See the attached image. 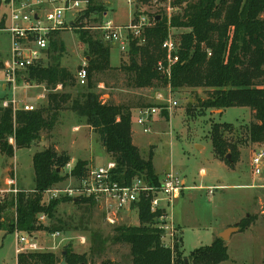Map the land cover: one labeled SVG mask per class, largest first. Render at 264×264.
I'll return each instance as SVG.
<instances>
[{"label":"trees","instance_id":"obj_1","mask_svg":"<svg viewBox=\"0 0 264 264\" xmlns=\"http://www.w3.org/2000/svg\"><path fill=\"white\" fill-rule=\"evenodd\" d=\"M149 0H134L146 4ZM171 7L179 10L170 17L153 14L150 22L138 37H131L128 60L114 68L110 65V48L98 36L88 34L86 38L88 65L86 90L71 95L56 90L57 85L65 88L75 82L64 67L56 63L54 54L63 51V45L50 38L48 57L50 64L37 65L27 70V78L43 84L49 91L46 104L34 110H13L0 103V155L11 158L14 151L29 147L43 132H50L57 124L59 113L70 110L99 135L106 153L113 158L116 173L121 179L143 176L150 184L158 183V176L152 167V154L143 159L131 142V120L134 107L145 106L143 97L125 103L114 104L102 101L95 92V76L110 71H121L128 88H168L170 92L189 90L196 95L202 89L205 97L197 99L204 109L247 107L253 121L248 136L253 143H264V0H170ZM103 4L91 0V5L79 19L94 14H103ZM139 14L134 15L136 18ZM184 29L178 37L179 61L171 67L170 76H162L155 67L164 61L165 51L161 44L170 29ZM209 52V54H208ZM98 81V80H97ZM163 115L168 116L166 111ZM230 128L227 123H214L209 130L211 144L218 159L229 164L238 158L236 143L227 140L222 132ZM13 140V143L10 140ZM71 158L66 151L54 147L35 152L32 156L34 187L19 190L16 194L0 193V230L5 233L35 231L50 234L60 231L58 226L46 225L38 220L42 214L57 223L55 216L60 202L72 199H54L46 203L42 192L62 180V172ZM227 160V159H226ZM84 160H77L72 174L79 177L87 166ZM74 203L94 206L93 201L82 199ZM160 213H152L149 201L142 197L138 203L137 225L113 227L110 236L92 231L89 255L78 254L70 245L59 254L49 251L24 252L17 255V264H59L65 258L66 264H114L109 259L99 263L92 261L102 255L107 244L128 246V264H220L228 260L226 242L216 237L210 245L199 247L185 255L181 245L173 249L162 243L161 232L148 225ZM263 218V217H262ZM259 219L257 214H247L237 226L240 231L253 226Z\"/></svg>","mask_w":264,"mask_h":264},{"label":"rangeland","instance_id":"obj_2","mask_svg":"<svg viewBox=\"0 0 264 264\" xmlns=\"http://www.w3.org/2000/svg\"><path fill=\"white\" fill-rule=\"evenodd\" d=\"M95 1L104 5L105 13L78 19V22L74 23L76 28L63 30L55 38L63 45V51L54 54L56 63L66 68L75 82L65 88L59 85L56 90L71 95L86 90L85 86L82 87L76 82L74 75L82 62L88 65L87 35L99 36L98 31L91 29L92 27L102 21H111L113 25H127L136 14H144L150 19L153 14H166L169 17L179 12L174 8L167 11V0H160L159 4L162 5L149 1L146 4L135 2L129 4L126 0ZM4 13V10L0 12V26ZM184 31L172 28L169 34L178 39ZM105 44L110 48L112 67L116 68L122 62H127L128 51L121 52L116 46ZM10 49L9 34L0 30V103L12 96L11 87L5 84L4 78V64L10 56ZM51 62L50 58L45 60L47 64ZM94 78L96 84L93 90L100 95L102 101L120 104L127 102L129 96L142 94L145 106H160L170 99L177 102V105L168 112V117L161 112L153 117L154 121L148 124L150 128L148 133H143L135 120L133 124L131 120V142L137 147L143 159H148L149 154H152L154 174L162 177L165 173L172 172L181 180L183 177L187 178L190 190L185 191L175 202L168 217V223L175 225L174 244L181 245L182 238L183 253L188 255L196 248L210 245L227 223L233 226L247 214H257L259 219L253 226L231 235L226 242L229 258L220 264H264V187H257L264 186V170L261 174L254 175L251 163L253 152L260 148L264 149V143H253L249 140L248 129L254 120L251 110L247 107H228L223 111L204 109L198 106L197 100L205 97L202 89L196 90L195 96L189 90L171 93L166 88L130 89L125 85L122 72L117 70L99 74ZM48 92L43 84L29 80L27 71L17 74L15 98L18 106L23 103L32 104L35 108L44 106ZM214 123L229 124L230 128L222 129V132L227 140L237 145L239 155L234 163L229 164L227 158L221 160L215 156L209 137V130ZM41 136L43 139L29 147L16 149L11 158L0 155L1 193H8L10 185L7 179L13 176L14 171L17 179L15 187L19 190L32 189L34 187L32 156L47 147L67 149L74 160V163L66 166L62 172L59 184L63 186L73 182L72 169L77 160H84L88 165L96 167L106 166L107 162L113 161L102 146L99 135L86 123L85 118L70 110H62L58 124L50 132H43ZM230 157L229 154V160ZM201 169L205 171V175H201ZM200 185L215 186L209 194L207 189H198ZM55 216L62 223L46 217L44 224L61 228L56 237L45 231L31 233V236L39 234L38 243L42 248L38 251L57 248L59 254L70 245L74 252L86 254L88 260L92 231H98L107 237L111 235L115 226L139 223L138 212L118 213L116 221L110 223L104 208L96 204L86 206L74 203L73 200L60 202ZM152 224L153 220L148 223L151 227ZM82 237H86L88 242L80 244L79 240ZM128 251L126 245L109 243L104 253L94 256L92 261L99 263L109 259L114 264H128Z\"/></svg>","mask_w":264,"mask_h":264},{"label":"built area","instance_id":"obj_3","mask_svg":"<svg viewBox=\"0 0 264 264\" xmlns=\"http://www.w3.org/2000/svg\"><path fill=\"white\" fill-rule=\"evenodd\" d=\"M126 1L134 4V0ZM159 1L149 0L152 4H159ZM90 5L91 0H0V12L5 11L2 15L3 23L0 30L9 34L11 45L10 56L4 64V78L5 84L10 85L12 92L11 98L4 101L2 106L11 105L13 110L35 109L32 104L27 103L18 106L15 98L17 74L37 65H46L45 60L49 59L50 38L63 30L76 28L74 23L78 22L79 17ZM166 8L167 11L173 9L170 0H167ZM68 15H70L69 18ZM149 22V18L139 14L136 18L133 16L127 25H113L111 21H102L91 29L98 31V37L102 42L116 46L121 52H125L128 51L131 37H138ZM161 47L165 51L166 58L164 61H158L155 69L162 76L169 77L171 67L179 61L178 42L168 32ZM86 67V62H82L75 72L74 77L80 85L87 83ZM58 87L59 85L56 88ZM166 89L170 92L168 88ZM176 105L177 102L170 99L160 106L140 108L134 120L143 133H148L150 131L148 124L152 122L153 117L162 111L169 114L170 109ZM251 163L253 174H261L264 170V149L260 148L253 152ZM115 168L114 161L107 162L106 166L88 165L79 177L73 175L72 183L63 186L58 182L42 192V196H45L43 199L46 203L63 198L73 201L82 199L93 201L96 206L104 208L108 222L114 223L118 213L138 212L140 199L147 198L150 211L160 213L153 218L152 227L161 232L164 246L173 249L175 225L168 223V217L176 200L185 189L181 178L177 174L167 172L162 177L158 176V183L153 185L143 176L121 179ZM7 183L10 185L7 191L16 194L18 189L15 187L13 176L7 179ZM213 188H207L209 194ZM45 218L46 215L42 214L38 220L44 223ZM15 234L16 254L35 252L42 248L33 236L17 230ZM58 234L59 232L56 231L51 235L56 237ZM86 242H88L86 237L79 240L80 244Z\"/></svg>","mask_w":264,"mask_h":264},{"label":"crops","instance_id":"obj_4","mask_svg":"<svg viewBox=\"0 0 264 264\" xmlns=\"http://www.w3.org/2000/svg\"><path fill=\"white\" fill-rule=\"evenodd\" d=\"M105 13V12H104ZM76 72V71H75ZM130 89H133V88H130ZM140 89H143V88H140ZM146 89V88H145ZM143 97V95L142 94H139V95H132V96H129L128 97V99L126 100V101H134V100H137V98L138 97ZM143 107H146V106H141V107H134V108H132L131 109V111H132V114H133V117H132V124H133V120H134V116H135V114H136V112H137V110L138 109H140V108H143ZM222 111V110H221ZM222 113V112H221ZM60 114H61V112L59 113V116H58V120H59V118H60ZM165 116V115H164ZM166 117V116H165ZM168 117V116H167ZM58 120H57V124H58ZM152 121H154V119L152 120ZM56 124V125H57ZM55 125V126H56ZM42 139H43V137H42ZM10 142L11 143H13V140H10ZM55 150L56 151H58V152H60V151H66L67 153H68V155L70 156V158H71V155H70V153H69V151H67V149H60V150H58V148H57V146L55 147ZM16 152V150L14 151V153ZM72 163H74V160L71 158V160H70V162H69V165L70 164H72ZM88 166V165H87ZM200 173H201V175H205V171L204 170H200ZM160 177V176H159ZM13 178H14V180H15V183H16V181H17V179H16V177H15V171H14V173H13ZM182 182L184 183V185H185V189L181 192V195H180V197L181 196H183L184 195V192L185 191H187V190H190V188H189V185H188V181H187V178L186 177H183L182 178ZM215 185H208V186H203V185H200L199 187H198V189H207V188H209V187H214ZM223 187L224 186H226V185H222ZM257 187H260V188H262V187H264L263 185H259V186H257ZM208 190V189H207ZM2 192V190L0 189V193ZM179 197V198H180ZM178 198V199H179ZM177 199V200H178ZM176 200V201H177ZM245 217V216H244ZM238 220V219H237ZM236 220V221H237ZM235 222V221H234ZM229 224H231V223H227L226 225H224L222 228H221V230H220V232L222 231V230H224L225 228H227V227H229L230 225ZM229 225V226H228ZM235 225V224H234ZM232 235V234H231ZM38 236H39V234H37V235H34L33 236V238L37 241V243H38ZM218 237V236H217ZM231 237V236H230ZM230 237H229V239H230ZM228 239V240H229ZM227 240V241H228ZM227 241H225V242H227ZM15 242H16V234H15V232H13V233H5L4 231H2V230H0V264H10V263H13V264H17V255L18 254H16V252H15ZM39 244V243H38ZM56 249L57 248H53V250H50L49 252H54L55 254H57V251H56Z\"/></svg>","mask_w":264,"mask_h":264},{"label":"water","instance_id":"obj_5","mask_svg":"<svg viewBox=\"0 0 264 264\" xmlns=\"http://www.w3.org/2000/svg\"><path fill=\"white\" fill-rule=\"evenodd\" d=\"M226 158L229 159V154L226 155ZM237 231H240V227L237 226V224H235L233 226H229V227L225 228L224 230H222L218 234V237L221 238L223 241H227L229 239V237L231 236V234H233ZM59 264H66L65 258H62Z\"/></svg>","mask_w":264,"mask_h":264}]
</instances>
